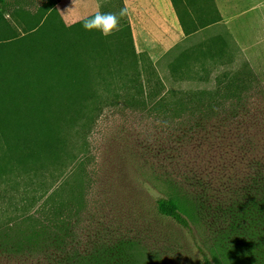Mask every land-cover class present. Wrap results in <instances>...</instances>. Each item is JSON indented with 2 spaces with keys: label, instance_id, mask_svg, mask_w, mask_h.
Segmentation results:
<instances>
[{
  "label": "rangeland",
  "instance_id": "1",
  "mask_svg": "<svg viewBox=\"0 0 264 264\" xmlns=\"http://www.w3.org/2000/svg\"><path fill=\"white\" fill-rule=\"evenodd\" d=\"M127 2L135 7L134 0ZM187 2L175 1L176 17L169 20L142 19L134 8L106 40L109 51L101 60L88 38L70 33H83L82 26L71 27L97 11L118 13L123 0L7 1L2 14L17 32L7 53L20 72L18 84L56 185L67 195L81 180L84 185L79 208L66 219L71 231L63 245L29 251L7 239L0 244V264H264V27L228 36L210 27L214 20L191 16L189 8L200 5ZM54 27L62 35V55L78 53L84 64L89 56L102 64L90 75L100 101L111 95L98 74L112 81L118 72L128 80L136 71L142 78L155 71L175 102L216 92L217 78L252 84L237 107L224 101L211 111L178 114L132 108L125 102L132 92L117 91L120 99L103 107L89 130L73 135L78 158L63 166L39 105L56 76L31 83L23 65L52 60L48 34ZM76 168L81 176L71 174ZM168 195L182 204L186 226L158 213L156 201Z\"/></svg>",
  "mask_w": 264,
  "mask_h": 264
},
{
  "label": "trees",
  "instance_id": "2",
  "mask_svg": "<svg viewBox=\"0 0 264 264\" xmlns=\"http://www.w3.org/2000/svg\"><path fill=\"white\" fill-rule=\"evenodd\" d=\"M7 1L0 0V137L6 150V154L0 156V244L7 239H14L18 249L55 250L64 244L63 235L71 231V227H67L66 219L80 206L79 199L82 195L79 194V190L82 192L84 180L75 187L76 192H72V189L68 195L62 185H56L54 173L29 115L7 53L13 47L16 40L14 36L17 33L11 29V24L1 17ZM82 24L83 22L76 23L71 29L80 30ZM125 26L132 41L127 20ZM70 33L77 36L79 41L88 38L92 50L96 51L97 55L99 52L98 58L104 60L105 51H109L106 41L109 37L104 38L99 32ZM60 35L56 27L48 34L52 49L51 61L45 60L43 64L24 62L23 65L31 83L40 81L41 75L56 76L57 84L46 87V91L39 97V105L51 144L63 166L74 164L78 158L75 153L77 149L70 141L73 135L83 134L89 130L97 113L103 107L112 105L120 99L118 95L120 91L132 92V96L125 99L126 104L132 108L151 109L156 112L169 109L168 111L178 114L186 109H191V112L200 108H203V112L211 111L223 107L224 101L237 107L238 103L243 101L241 94L252 84L246 78H233L225 82L217 78L214 89L216 92L194 97L195 102L188 97H181L175 102L172 99L175 93L166 89L163 79L155 71L152 78H142L140 72L136 71L128 80L118 72L112 81L98 74L101 89L111 95L100 101L91 86L90 75L94 69L102 70V64L100 62L96 64L91 56L84 64L83 57L78 53L74 55L66 52L67 54L62 55L58 48ZM68 47L71 45L68 44ZM133 52L136 55V52ZM85 55L87 57V54ZM49 91L55 92V97L49 94ZM84 146L83 143L81 151H86ZM71 174L81 176L83 173L76 168ZM255 186L258 187V184ZM156 207L161 216L186 226V221L181 216L182 204L174 195L159 198ZM14 231L19 234L14 238L8 236ZM204 264L211 263L206 260Z\"/></svg>",
  "mask_w": 264,
  "mask_h": 264
},
{
  "label": "crops",
  "instance_id": "3",
  "mask_svg": "<svg viewBox=\"0 0 264 264\" xmlns=\"http://www.w3.org/2000/svg\"><path fill=\"white\" fill-rule=\"evenodd\" d=\"M123 1L128 8L129 15L135 8L134 13L142 19L151 17L156 20H169L176 17L175 1L181 0H134V8L128 5L127 0ZM188 2L191 5H200L189 8L187 12L191 16H203V21L214 20L215 23L210 27L223 28L228 36L243 34L244 29H252L255 24L264 27V0H188ZM1 17L3 20L10 21L8 14H1ZM11 64L19 82L20 72L12 62ZM5 154L6 150L0 137V156Z\"/></svg>",
  "mask_w": 264,
  "mask_h": 264
},
{
  "label": "clouds",
  "instance_id": "4",
  "mask_svg": "<svg viewBox=\"0 0 264 264\" xmlns=\"http://www.w3.org/2000/svg\"><path fill=\"white\" fill-rule=\"evenodd\" d=\"M127 16V7L121 8L118 13L97 11L83 22L82 28L88 32H99L102 37L108 38L119 30L120 20Z\"/></svg>",
  "mask_w": 264,
  "mask_h": 264
}]
</instances>
